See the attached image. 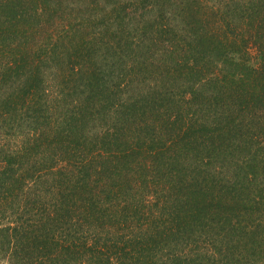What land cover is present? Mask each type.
Wrapping results in <instances>:
<instances>
[{
    "label": "trees",
    "instance_id": "trees-1",
    "mask_svg": "<svg viewBox=\"0 0 264 264\" xmlns=\"http://www.w3.org/2000/svg\"><path fill=\"white\" fill-rule=\"evenodd\" d=\"M0 264H264V0H0Z\"/></svg>",
    "mask_w": 264,
    "mask_h": 264
}]
</instances>
